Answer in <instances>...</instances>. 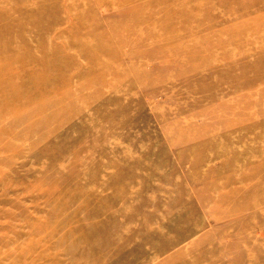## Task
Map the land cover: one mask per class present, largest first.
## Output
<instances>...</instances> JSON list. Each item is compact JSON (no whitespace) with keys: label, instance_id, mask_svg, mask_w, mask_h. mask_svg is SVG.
I'll return each instance as SVG.
<instances>
[{"label":"rangeland","instance_id":"obj_1","mask_svg":"<svg viewBox=\"0 0 264 264\" xmlns=\"http://www.w3.org/2000/svg\"><path fill=\"white\" fill-rule=\"evenodd\" d=\"M122 1L0 0V264H264V0Z\"/></svg>","mask_w":264,"mask_h":264},{"label":"bare ground","instance_id":"obj_2","mask_svg":"<svg viewBox=\"0 0 264 264\" xmlns=\"http://www.w3.org/2000/svg\"><path fill=\"white\" fill-rule=\"evenodd\" d=\"M150 1V0H149ZM126 2H128V4L130 5V6H132V8H134V9H136V5L138 4V7L140 8H142V5H140V4H142V2H139V3H137L136 4V2H135V0H123L122 1V3L120 4V6H123L122 8H124V9H126L125 8V6H126ZM150 2H153V1H150ZM149 2V3H150ZM154 3H155V0H154ZM96 4L97 5H99V7H102V6H104V9H106V10H113V11H115V9H114V7L116 6L114 3H109L108 2V4H106V2H104V1H102V4L101 3H95V6H96ZM136 9L135 11H137L138 12V10H139V12H138V14L139 15H141V14H143L144 16L146 15L145 13H143L142 12V10L141 9ZM147 12V11H146ZM44 14V13H43ZM147 16V15H146ZM147 19L148 20H150L149 18H148V16H147ZM56 20V19H55ZM151 21V20H150ZM103 22H104V24L105 23H107L108 22V20H106V19H104L103 20ZM100 23V22H99ZM81 25H82V27H85V24H84V22H83V20L81 21V23H80ZM80 25V26H81ZM92 29H94V27L92 26ZM86 31V30H85ZM88 32H90V31H88ZM87 32V33H88ZM83 33V32H82ZM86 33V32H85ZM84 33V34H85ZM86 33V34H87ZM93 33H96V32H93ZM129 34H128V38H130L131 37V35L133 36V38H136V32L135 33H133V34H131V32H128ZM114 34V37H112L111 38V36H113L112 34L109 36V39H114V40H124V38H119L120 36H116V34L115 33H113ZM11 73H12V71H11ZM16 73V72H15ZM100 73V72H99ZM16 75V74H15ZM2 77H4V71H2V70H0V78H2ZM43 77V76H42ZM41 77V78H42ZM41 80V82H43V79H40ZM43 85H44V82H43ZM47 86H44V89L46 88ZM31 89H32V91H37V92H39V91H42V90H39V89H42V87L39 85V86H37V88H35L34 86H31ZM39 90V91H38ZM60 91H61V89L60 88H57L56 90H55V92L56 93H60ZM40 96L38 97L39 99H42L43 97V93H41V94H39ZM48 98V97H47ZM46 99H45V97H44V99H43V102H42V100H39V102L42 104H45L46 103V101H45ZM47 105H48V103H46ZM52 119H54V116L52 117ZM41 121V120H40ZM91 230V229H90ZM89 230V231H90ZM88 231V230H87ZM97 235V234H96ZM101 235V234H100ZM87 236H89L90 237V239L92 240L93 239V236H94V234H93V232H89V233H87ZM86 236V237H87ZM98 238V237H97ZM183 237H178L177 239H172L171 241H170V243H169V241H168V244L169 245H177V243H179L180 242V240L182 239ZM92 243V242H91ZM92 244H94V243H92Z\"/></svg>","mask_w":264,"mask_h":264}]
</instances>
